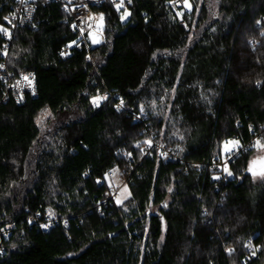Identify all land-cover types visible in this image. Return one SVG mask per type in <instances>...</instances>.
Masks as SVG:
<instances>
[{
    "label": "trees",
    "instance_id": "trees-1",
    "mask_svg": "<svg viewBox=\"0 0 264 264\" xmlns=\"http://www.w3.org/2000/svg\"><path fill=\"white\" fill-rule=\"evenodd\" d=\"M171 1L97 8L92 60L62 54L78 34L59 3L39 0L38 28L8 39L0 5V68L8 44V68L37 76L24 103L0 90V264H264L255 146L218 177L226 141H264V0H188L181 18ZM150 135L175 158L147 153ZM110 170L129 185L122 202ZM46 215L68 225L44 230Z\"/></svg>",
    "mask_w": 264,
    "mask_h": 264
},
{
    "label": "built area",
    "instance_id": "built-area-1",
    "mask_svg": "<svg viewBox=\"0 0 264 264\" xmlns=\"http://www.w3.org/2000/svg\"><path fill=\"white\" fill-rule=\"evenodd\" d=\"M1 7H8L9 13L7 22L9 24V31L5 33V37L8 39L12 36L13 31L18 27H27L32 29L38 28V21L36 19V8L39 0H0ZM59 3L62 9L68 14L65 18V22L71 24L73 29L77 32L78 38L68 44L63 50L62 54L68 55L71 49L75 46L84 47L88 53V59L92 60L91 50L106 41V35L104 32L103 25L99 21V15L96 11L97 8L101 7L106 2L110 1L113 5L118 6L123 2L130 3V0H50ZM188 0H172L170 6L175 10L179 18L182 17L184 7ZM264 33V32H263ZM9 45L5 44L2 48L4 59L1 61L0 73V90L2 92L3 102L13 100L16 104H21L27 101L28 97H35L37 95V76L34 71H21L19 73L12 72L7 65L6 59L8 57ZM106 95H101L100 101H103ZM116 109L122 110L124 106L122 99L116 102ZM261 126V130H263ZM260 132L251 142L243 146H235L232 150L224 157L223 161L218 165L220 173L218 177L226 180L230 177V173L227 169L228 164L235 160L241 152L249 150L251 147L256 146L260 136ZM149 142L145 146L147 153L152 152L160 153L164 156L175 158L176 151L173 146L164 144L160 140H157L153 135H150ZM114 174L113 170H110L106 178L110 182V178ZM111 184V182H110ZM113 186V185H112ZM118 189L113 187V190L109 193V197L117 199ZM40 217V216H39ZM62 223L68 225L66 218L58 219L51 215H46L43 220L39 221V225L44 230H49L51 227ZM3 237L7 236V233L2 234ZM250 248L253 250V257H257L261 250V246H257L252 241L249 242ZM250 260H246L248 263Z\"/></svg>",
    "mask_w": 264,
    "mask_h": 264
},
{
    "label": "rangeland",
    "instance_id": "rangeland-1",
    "mask_svg": "<svg viewBox=\"0 0 264 264\" xmlns=\"http://www.w3.org/2000/svg\"><path fill=\"white\" fill-rule=\"evenodd\" d=\"M121 6L123 5L120 4L119 7ZM190 10H191V5H190V2L188 1L186 6L184 7V11L188 12ZM128 17H129V11L125 10L124 15H123V20L124 21L127 20ZM99 21L102 25H104V17L102 14L99 15ZM2 29H3L2 26H0V30ZM262 137H263V133L260 136L255 146V153L253 155V161L256 164L255 170L253 171H254V174L258 176L264 175V141H261ZM235 146H239L237 140H234V139L228 140L223 144L222 151L223 153L228 154L232 150V148ZM109 178H110L111 185H113L114 188L118 189V193H119L117 197L118 202H122L123 200H125L127 197L130 196L131 191H130L129 185L121 176H119L116 170L114 171L113 176Z\"/></svg>",
    "mask_w": 264,
    "mask_h": 264
},
{
    "label": "flooded vegetation",
    "instance_id": "flooded-vegetation-1",
    "mask_svg": "<svg viewBox=\"0 0 264 264\" xmlns=\"http://www.w3.org/2000/svg\"><path fill=\"white\" fill-rule=\"evenodd\" d=\"M260 163V162H259Z\"/></svg>",
    "mask_w": 264,
    "mask_h": 264
}]
</instances>
